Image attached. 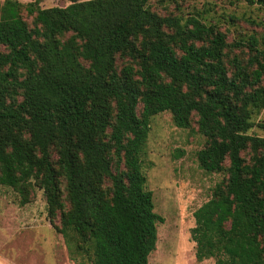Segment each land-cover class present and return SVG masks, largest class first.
Masks as SVG:
<instances>
[{
  "label": "trees",
  "instance_id": "trees-1",
  "mask_svg": "<svg viewBox=\"0 0 264 264\" xmlns=\"http://www.w3.org/2000/svg\"><path fill=\"white\" fill-rule=\"evenodd\" d=\"M152 1L3 0L0 185L21 205L42 189L76 264H147L163 222L143 171L150 121L196 116L198 166L226 176L193 212L195 258L264 264V136L249 132L264 130V40L228 42L206 15Z\"/></svg>",
  "mask_w": 264,
  "mask_h": 264
},
{
  "label": "rangeland",
  "instance_id": "rangeland-1",
  "mask_svg": "<svg viewBox=\"0 0 264 264\" xmlns=\"http://www.w3.org/2000/svg\"><path fill=\"white\" fill-rule=\"evenodd\" d=\"M68 3L70 0H38V5L44 8ZM151 6L162 14L206 15L225 32L228 42L249 34H254L260 42L264 40V5H251L243 0H168L162 9L153 0ZM22 17L31 25L32 16L25 10ZM234 54L241 53L233 48L230 56ZM254 119L264 121V108ZM195 120L193 116L188 128H180L168 111L151 118L143 171L147 188L152 192L154 211L163 217V222L157 223L156 246L147 264L214 263L213 258L196 260L190 230L194 226L193 212L211 197L214 186L226 174L206 172L198 166L196 152L206 139L198 131ZM249 132L264 136V130L258 127ZM62 198L66 206L65 193ZM54 222L58 223V217ZM0 264H76L69 258L62 235L49 221L42 189L34 187L30 201L21 205L12 188L0 185Z\"/></svg>",
  "mask_w": 264,
  "mask_h": 264
}]
</instances>
